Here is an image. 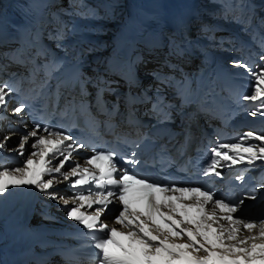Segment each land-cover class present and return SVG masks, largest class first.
I'll use <instances>...</instances> for the list:
<instances>
[{
    "label": "snow or ice",
    "instance_id": "1",
    "mask_svg": "<svg viewBox=\"0 0 264 264\" xmlns=\"http://www.w3.org/2000/svg\"><path fill=\"white\" fill-rule=\"evenodd\" d=\"M235 64L253 81V94L242 97L253 105L250 115L264 118V66L254 71L243 61ZM11 91L9 84L0 85V110L7 108ZM25 108L21 103L14 113L22 115ZM9 139L5 136L0 141V152ZM30 141L32 151L25 159ZM85 147L64 130L35 123L12 150L19 154L22 166L9 168L0 163V199L24 186H35L44 195L61 200L69 208L67 215L91 237L96 254L90 259L95 264H264V215L241 218L243 200L218 198L203 186L151 180L134 171L141 163L135 152L121 157L115 150L93 147L83 163L77 162L75 157ZM209 151L211 162L203 175L219 177L218 169L223 166L264 162V134L248 131L235 142L218 143ZM64 182L74 195L65 198L53 191ZM116 205L120 206L118 215L111 224L105 223L103 218ZM85 206L92 211H82ZM257 228L258 236L238 235L242 229L251 233ZM258 238L262 242L256 243Z\"/></svg>",
    "mask_w": 264,
    "mask_h": 264
},
{
    "label": "bare ground",
    "instance_id": "2",
    "mask_svg": "<svg viewBox=\"0 0 264 264\" xmlns=\"http://www.w3.org/2000/svg\"><path fill=\"white\" fill-rule=\"evenodd\" d=\"M19 1L0 0V20L4 17L6 11ZM207 1L204 0V3H202V0H70L69 5L65 2L59 4V6L51 5L50 10L53 16H61L69 25V29L63 35L62 40L58 42L62 45L61 48L57 44L56 46L66 54L67 58L69 56L74 58L77 56V46L81 44L85 59H91L113 46L114 37L125 22V19L133 12L140 10L139 8L143 3L146 10L155 9L161 19L157 20V23H159L158 32L154 37L160 38L162 32L167 31L168 26L177 18L178 11L184 9L193 16V29L197 32H200L202 28L205 33L218 31L221 34L237 35L244 41L246 39L250 51L257 53V59L254 64L256 69L258 70L261 66H264V61H261V57L264 56V0H256L255 3L252 0H243V3H240L241 0H217V3H206ZM119 2L122 3L119 5ZM141 8L144 9L143 7ZM215 13H218V15L215 16ZM230 15H233L236 19L228 20L229 17L226 20L220 19L223 16ZM215 19L221 21L216 22ZM258 31L260 36L257 39L254 36L257 35ZM139 46L144 48L143 44ZM146 53L149 54L150 51H146ZM4 130L6 128L1 129V131ZM7 134H9L10 139L7 141V148L4 151L11 152L18 146V134L14 131ZM3 138L0 141H3ZM30 149L31 147L28 145L26 152ZM4 165L9 168L22 166L20 164ZM58 185L55 186L53 191L60 196V191L57 190ZM263 195L264 192L262 193L261 188H259L256 191L253 203L262 200ZM18 200L19 190L0 199V248L4 250L12 248V246L3 242V235L7 231L6 218L16 206ZM243 207L244 204L242 209ZM239 216L244 218L245 214L241 213ZM107 217H104V219L106 220ZM74 224L75 220L65 216V205L61 200L53 199L43 193L39 195L35 216L29 224L34 236L40 234L41 231L65 226L71 227ZM258 231L257 228L249 233L242 229L238 235L241 237L247 235L258 236ZM49 240L64 241L65 239L56 236L39 238L34 241L32 250L42 255L43 264H61L57 257L48 259L43 257L47 252L46 249L50 246L42 245V243ZM178 242L184 243L186 241L179 240ZM260 242L262 241L258 238L256 243Z\"/></svg>",
    "mask_w": 264,
    "mask_h": 264
},
{
    "label": "rangeland",
    "instance_id": "3",
    "mask_svg": "<svg viewBox=\"0 0 264 264\" xmlns=\"http://www.w3.org/2000/svg\"><path fill=\"white\" fill-rule=\"evenodd\" d=\"M233 1V0H232ZM253 2H255L256 0H252ZM213 2H216L217 3V0H208L206 3H213ZM122 2H119V5L121 4ZM202 3H204V0H202ZM240 3H243V0L240 1ZM215 16L218 15V13H215L214 14ZM214 16V17H215ZM115 214V212L113 213V215Z\"/></svg>",
    "mask_w": 264,
    "mask_h": 264
}]
</instances>
